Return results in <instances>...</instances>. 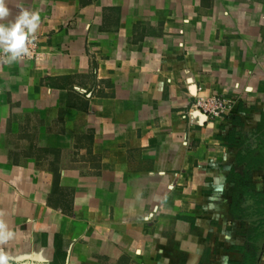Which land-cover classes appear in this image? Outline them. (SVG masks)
I'll return each mask as SVG.
<instances>
[{"label": "crops", "instance_id": "crops-1", "mask_svg": "<svg viewBox=\"0 0 264 264\" xmlns=\"http://www.w3.org/2000/svg\"><path fill=\"white\" fill-rule=\"evenodd\" d=\"M7 2L39 15L42 61L0 56V251L264 264V0Z\"/></svg>", "mask_w": 264, "mask_h": 264}, {"label": "clouds", "instance_id": "clouds-1", "mask_svg": "<svg viewBox=\"0 0 264 264\" xmlns=\"http://www.w3.org/2000/svg\"><path fill=\"white\" fill-rule=\"evenodd\" d=\"M9 16L7 0H0V56L10 64L30 54L28 44L39 27L40 17L23 8L13 20H8ZM13 236L7 225L0 222V245L7 244ZM0 264H13V257L0 251Z\"/></svg>", "mask_w": 264, "mask_h": 264}, {"label": "built area", "instance_id": "built-area-1", "mask_svg": "<svg viewBox=\"0 0 264 264\" xmlns=\"http://www.w3.org/2000/svg\"><path fill=\"white\" fill-rule=\"evenodd\" d=\"M30 43L28 44L30 54L23 56L19 60L21 61H30L35 64H38L42 61V57L39 51V38L36 35H33L30 38ZM4 61V59L2 58ZM5 62V61H4ZM233 101L222 96L210 95L205 97H199L195 108L198 112L204 114L207 120H216L218 118L227 115L231 109Z\"/></svg>", "mask_w": 264, "mask_h": 264}, {"label": "water", "instance_id": "water-1", "mask_svg": "<svg viewBox=\"0 0 264 264\" xmlns=\"http://www.w3.org/2000/svg\"><path fill=\"white\" fill-rule=\"evenodd\" d=\"M204 116V118L206 117L204 114H202Z\"/></svg>", "mask_w": 264, "mask_h": 264}]
</instances>
